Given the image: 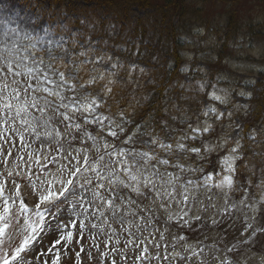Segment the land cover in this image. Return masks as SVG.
Here are the masks:
<instances>
[{
    "label": "rangeland",
    "instance_id": "374dc122",
    "mask_svg": "<svg viewBox=\"0 0 264 264\" xmlns=\"http://www.w3.org/2000/svg\"><path fill=\"white\" fill-rule=\"evenodd\" d=\"M113 2L115 7L106 3L97 6L94 15L110 24L113 9L123 13L125 6V0ZM65 4L63 8L50 0H0V185L4 197L16 199L18 204L15 194L19 186L20 197L33 207L41 181L50 174L59 176L61 171L67 178L68 172L61 170V165L67 164L64 157L75 156L80 149L85 150L80 152L81 159L87 154L90 162L95 160L99 165L73 178L74 183L83 185L77 187L74 198L70 197L75 208L72 204L61 206L60 219L68 225L63 234L71 231V242L61 240L57 244L62 233L45 229L37 237L39 242H33L17 257L20 264H264V155L255 156L259 145L255 136L261 133L264 141V117L244 132L258 82H264V0H239L235 6L234 0H184L182 20L186 28L182 32L180 75L186 81L196 79L199 95L181 101L179 92L174 93L170 114L160 129L163 133L148 126L134 129L109 109L104 112L102 106L97 108L96 114L123 127V132L116 129V137L108 134L107 127L92 130L93 125L79 112L60 108L58 97L39 89L47 86L60 90L65 103L73 98L83 103L85 97H94L101 105L110 94L105 86L111 89L118 80L128 81L133 90L138 87L142 93L144 83L139 85L132 66L147 72L149 67L135 55H127L128 45L136 41L140 45L142 41L132 35L118 42L106 37L104 43L101 35L84 38L83 27L74 19L86 17L83 6L97 3L72 0ZM127 9L131 23L144 21L157 31L163 30L168 19L167 7L161 9L158 4L131 3ZM232 9L238 14L235 33L227 25ZM229 31L233 34L227 35ZM120 66L131 69L121 75ZM36 68L41 76L47 72L56 81L59 77L53 72H64L69 83L77 85L75 91L38 81L34 78L37 73L28 72ZM100 75L104 79L87 83ZM214 88L221 90L215 93L220 101L210 98ZM14 89L20 93L18 98ZM5 94L9 95L11 109L3 107ZM33 96L37 107L30 106ZM42 97H47L52 106ZM24 101H29V107L17 115L16 107ZM209 105L215 113L208 111ZM41 107L45 111H39ZM65 111L70 121L64 119ZM75 123L81 124V129L73 127ZM104 123L108 125L107 120ZM205 127L208 132L203 131ZM197 128L199 133L194 131ZM153 139L157 143H152ZM59 140L61 147L54 149ZM105 142L107 149L103 147ZM160 143L171 148L162 149ZM178 144L185 148H178ZM237 144L240 147L235 154L232 186L217 187L228 174L220 161ZM190 148H199V154ZM121 150L124 156L108 154ZM245 153L251 154L258 166L252 172L244 171L251 179L249 184L258 182L255 194L236 179L237 163ZM162 160L169 164H161ZM125 167L140 178L139 194L124 186L133 183ZM244 174L241 172L243 180ZM145 178L153 181L155 189L144 187ZM101 184L103 187H99ZM7 231L13 234L15 244L0 247V264H4L5 254L8 264H17L12 257L22 237L15 222Z\"/></svg>",
    "mask_w": 264,
    "mask_h": 264
},
{
    "label": "trees",
    "instance_id": "16d2710c",
    "mask_svg": "<svg viewBox=\"0 0 264 264\" xmlns=\"http://www.w3.org/2000/svg\"><path fill=\"white\" fill-rule=\"evenodd\" d=\"M51 2H59V6L63 7L65 3L69 4L72 0H50ZM86 2H96L91 6H83V12H87L85 18L78 16L74 21L83 27V37L91 38L97 35L102 36L101 42H105V38L108 37L117 39H124L129 35L137 36L142 43L133 42L132 45H128L127 55L128 57L136 56L139 61L148 65V72L144 70L141 72L139 66H136L134 70L143 84L144 92H140L138 87L134 89V86L128 84L126 80H118L111 85V91L109 97H105L102 104V111L110 110L120 116V113H124V119L127 120V124L132 125L134 129H140L141 127H152L154 131H159L164 125V120L169 116L171 106V99L174 93L179 92L182 100H190L191 97L195 99L196 95H199V87H197L196 79L186 81L181 77L182 72V32L186 28V24L183 22L182 17L185 10L184 0H125V6H123V13L117 8L113 9V19L108 24L101 20L99 15L95 14V9L100 4H110L115 7L113 0H83ZM239 0H234L235 6ZM131 3L142 4L145 6H153L158 4L162 9L166 6L168 11L167 20L165 22L162 31L154 30L151 25H147L144 21H138L131 23L128 19L127 6ZM65 4V5H67ZM169 5L171 6L169 9ZM66 7V6H65ZM64 8V7H63ZM235 8V7H234ZM157 12V11H156ZM236 9H232L228 12L227 25L228 29L236 32L234 25L238 21V14ZM164 15V14H163ZM175 17L178 20L175 21ZM73 19V17H71ZM116 20V21H115ZM125 23V24H124ZM231 31L227 35L233 34ZM223 45L226 46L224 43ZM123 45H119L122 47ZM219 56L222 57V53L219 52ZM120 66L119 74L126 75L125 69H131V66L124 68ZM125 77V76H124ZM140 87V86H139ZM209 89V84L205 87ZM255 103L251 109H249V119L246 120L245 126L249 127L259 123L264 117V82L259 81L255 91ZM180 101V102H181ZM198 100H196L197 102ZM185 108V107H184ZM190 117V116H189ZM193 119V117H191ZM190 123V122H189ZM92 130L95 131L96 124H92ZM131 131V128H130ZM162 132V130H160ZM163 133V132H162ZM259 142L257 146L256 159L264 155V141H262L261 133L255 136ZM246 138L247 143L250 144ZM262 149V151H260ZM249 163L245 164L244 162ZM253 164V165H252ZM254 167H258L255 160L251 159V154L244 156L238 161L236 166V179L244 185L245 189H249L253 194L257 191L258 182H252L249 184L250 179L245 175L244 171H251ZM241 172L244 174V180L241 176ZM256 175L255 173L253 174ZM259 177V174H257ZM251 180V179H250ZM257 183V184H256ZM254 186V187H253Z\"/></svg>",
    "mask_w": 264,
    "mask_h": 264
},
{
    "label": "snow or ice",
    "instance_id": "6c2138e0",
    "mask_svg": "<svg viewBox=\"0 0 264 264\" xmlns=\"http://www.w3.org/2000/svg\"><path fill=\"white\" fill-rule=\"evenodd\" d=\"M58 42V46H59ZM80 55H84V53H80ZM100 59V58H97ZM41 63H43L41 61ZM11 65H9V68ZM133 69L135 66H132ZM49 68H51V65H49ZM82 68V66H81ZM81 69H78V71ZM143 72V69H141ZM28 72L31 74L33 72L37 73V75L34 77L38 81L42 79L46 84H56L57 89L64 88L65 86L70 91H75L77 85L74 83H69V80L65 78L64 72L60 71H54L53 76H58L59 81L53 80L49 77L47 72H43L42 76L40 75L41 70L39 68L36 69H28ZM19 75V73H17ZM104 79L103 75H100L99 77H93L87 83L89 85L96 83L98 80ZM7 85H4L3 88H7ZM29 87H33L31 84H29ZM80 87H84L83 84L80 85ZM203 87V85H201ZM34 90H36L34 88ZM40 91L47 93L49 96H54L59 98V107L64 108L65 110L71 109L73 112H79L81 117L87 122L91 124L99 125L101 128L107 127L108 134L112 137H116L118 135V132L116 129H119V132H123L124 129L122 126L118 124H114L113 121L110 120L109 117L103 116L102 114H96L97 108H100L102 105L96 98H89L85 97L84 102L81 103L80 100L73 98L68 103H65V97L61 94L60 90H53L50 87L44 86L39 89ZM106 91H111V89L107 88L105 86ZM0 91H3V89H0ZM15 92L16 97L18 98L20 96V93L18 90H12ZM216 91H221L219 89H213V91L210 93V98L214 100H221V97L216 95ZM44 99V103L51 107V102L47 99V97H42ZM3 100V107L5 109H11L13 107L9 95L5 94L2 97ZM31 107H37V99L36 97H32L30 101ZM29 107V101H24L22 104L16 107V113L19 115L21 112H25L27 108ZM39 111L43 112L45 111L44 108H39ZM208 111L216 112V109L212 107L211 105L208 106ZM65 120H71L72 118L68 116L67 111L62 113ZM89 116H91V119H89ZM121 118H124V113H120ZM108 121V125H105V121ZM24 123H27V121H23ZM76 129H81L82 125L79 123H75L72 125ZM195 132L199 133L200 129H194ZM204 132H208L209 128L205 127L203 129ZM86 135H89V138L95 141V137L90 136V134L85 133ZM59 135V133H57ZM195 137H191V139H194ZM251 138V137H250ZM131 137H129V140ZM152 143H157L155 139H153ZM105 149L109 147L107 142L103 145ZM159 147L162 149H169L171 148V145H166L163 143L159 144ZM178 148L184 149L185 145L178 144ZM239 144L236 145V147H233L230 149V154L224 156L220 163L222 170L227 175H224L221 179V182L217 187H223L228 186L229 188L232 186V174L235 172V160L237 159L236 153L239 149ZM191 152L199 154L200 149L199 148H190L188 149ZM85 151L84 149H80L77 151V154L75 156H65L64 159L67 161L66 165H61V170L68 172V177H63V171H61V175L57 176L55 174H50L49 177L45 178L43 181H41L42 187L37 192V203L33 207H29L28 204L24 202V199L20 197V193L17 186V192L16 197L19 199V203L17 204L16 199H13L11 197H4L3 192V185H0V247L4 246L5 244H8L9 246H12L15 244L14 236L11 232H8L7 230L14 225L19 235L22 237L20 243L15 246L14 248V255L12 257L13 260H17V257L21 256V253H24L26 249L29 248L33 242H39L37 240V237H40V234L42 232H45V229L61 232L62 235L60 236V239L56 240L55 243L59 244L61 240H65L67 243H70L72 240V232L67 231L66 235H64L65 229L68 228L67 224H64L63 221L60 219V216L62 215V205L64 204H72V208H75V203L73 199H70V197L74 198L77 187L80 188L83 187V185H78L77 183H74L73 178L76 177L79 173L82 171H94L96 168L99 167V165L96 163L95 160L89 161V158L87 154L83 156V158H80V152ZM109 155H118V156H124V151L121 150L120 152L113 151L112 153H108ZM141 156L147 157L148 159H155L154 156H151L149 153H141ZM100 160H103V156L99 157ZM126 162V161H125ZM161 164L167 165L169 164L168 160H162L160 161ZM182 167V166H180ZM124 171L128 173V176L130 178V181L133 182L132 184H125V187H132V190L137 192L139 194L140 188L139 184L141 183V180L139 177H137L135 174H132L131 169L129 167H125ZM11 175V173H9ZM210 178V177H208ZM102 179V177H101ZM168 183H171V180L167 181ZM88 183H91V181H88ZM123 183V181H121ZM144 187L151 186L153 189H155L156 185L153 183L152 180L145 178L142 181ZM99 187H103V184L99 185ZM157 195H160L159 192H157ZM168 195H172V193H168ZM187 200V196L184 198ZM11 200V203L9 201ZM78 202V201H76ZM111 203V201H109ZM13 208H15V211H13ZM23 217V224L20 223V218ZM196 219H199L197 217ZM187 223V221H185ZM73 227H75V223L72 224ZM81 227H83V224H81ZM46 234V233H45ZM4 264H8L7 254H5V257L3 258ZM17 264H20V262L17 260ZM55 264V262H54Z\"/></svg>",
    "mask_w": 264,
    "mask_h": 264
}]
</instances>
